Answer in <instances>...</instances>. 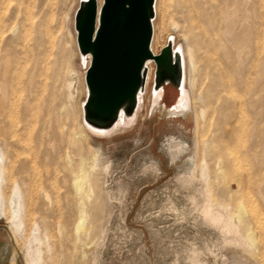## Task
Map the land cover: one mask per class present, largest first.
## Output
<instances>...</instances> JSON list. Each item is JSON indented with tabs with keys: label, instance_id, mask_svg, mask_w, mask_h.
I'll return each mask as SVG.
<instances>
[{
	"label": "rangeland",
	"instance_id": "rangeland-1",
	"mask_svg": "<svg viewBox=\"0 0 264 264\" xmlns=\"http://www.w3.org/2000/svg\"><path fill=\"white\" fill-rule=\"evenodd\" d=\"M81 1L0 0V264H264V0H242L221 50L157 0L152 46L184 48L189 109L171 87L153 109V62L110 136L83 125Z\"/></svg>",
	"mask_w": 264,
	"mask_h": 264
},
{
	"label": "water",
	"instance_id": "water-1",
	"mask_svg": "<svg viewBox=\"0 0 264 264\" xmlns=\"http://www.w3.org/2000/svg\"><path fill=\"white\" fill-rule=\"evenodd\" d=\"M156 5L157 0L81 1L74 29L85 69L83 123L90 132L111 133L122 118L134 120L140 96L146 94L150 62L155 64L153 93H161L160 103L169 85L180 99L185 81L180 46L175 48L171 37L159 54L152 49Z\"/></svg>",
	"mask_w": 264,
	"mask_h": 264
},
{
	"label": "bare ground",
	"instance_id": "bare-ground-1",
	"mask_svg": "<svg viewBox=\"0 0 264 264\" xmlns=\"http://www.w3.org/2000/svg\"><path fill=\"white\" fill-rule=\"evenodd\" d=\"M102 2H103V0L102 1L98 0L99 5H101ZM230 2H231V0H223V2H222V0H181L180 2H178V8L180 9V11L183 14L184 27L186 28L187 32L190 35H192V37L195 39L197 44H200V43L202 44L203 43L205 45L210 46L211 48H213L215 50L219 49L218 46H221V45H219L220 37H227L228 36L230 31L233 30V27H235L234 26L235 25L234 20L236 19V17L239 18L238 13L242 12V9H244V8H242V4H243L242 0H235V2H234L236 6L237 5L239 6L242 3L240 5L241 7L240 6L239 7L238 6L237 7L236 6L229 7ZM243 6H244V4H243ZM240 18H239V20H240ZM237 36H239V35H237ZM243 40H241V41H243ZM230 41H231V39H230ZM224 42L225 41L223 39V43ZM236 42H237V40H236ZM223 43H222V45H224ZM237 44L241 45L240 43H237ZM241 46H243V45H241ZM154 47L152 46V49H153V52L155 53ZM175 48H176V45H175ZM237 49H238V47H237ZM179 50L181 51L182 56L184 58L185 81H184V85H183V89H182V95H181L180 99L178 100V102L176 103V105L171 108V110L176 112L178 115H183L184 112L186 113L188 111L189 106H190V93H189V90L186 87L187 78H186V55H185V50H184V48L182 46L179 47ZM219 50H221V49H219ZM210 51H212V50H210ZM229 52H228L229 55H231L232 54L231 51H229ZM210 54H211V52H210ZM210 54H209V56H210ZM221 56H225V58H226V54L225 53L222 54ZM230 57H228V58H230ZM213 58H214V56H213ZM215 58H216V56H215ZM215 58H214V60H215ZM237 58H238V56H237ZM88 62H89V59H87V63ZM148 66H149V77H148V83L147 84H149V82L151 80V77H152V72H153L152 71L153 69L151 67L152 66L151 62L148 64ZM221 71L223 73L224 70H221ZM152 94H153L152 104H153V109H154V107H155V105H157V103L161 104L160 100L162 99V97H161V93H153V88H152ZM86 96H87V91H86ZM144 96L145 95H141L140 96L139 108H138V111H137L133 121H129L128 122V121L124 120V118H122L121 121L119 122V124L114 129V131H112L111 133L97 132V131H92V132H94L95 134H100L101 136H105V135H110L112 133H117L118 131H121V130L125 129L127 126H129V124L131 122H135L136 121V118L138 117L140 108L144 104ZM161 105H163V104H161ZM82 112H83V104H82ZM83 125L90 132V128L87 127L85 124H83ZM78 182H77V184H78ZM78 187L81 188L82 184H78ZM80 188H77V190H80ZM1 201L2 200H1V195H0V205H1ZM78 205H79L78 206V213L80 214L79 227H80V229H81V227L83 229V226H85V223H87L86 221H87L88 216H89L88 215V211H87L88 209L86 208V204L84 202H82V201L79 202ZM89 217H91V216H89ZM93 217L94 216H92V218ZM92 223H95V221L92 222ZM78 230H79V228H78ZM38 260H39V258H38ZM33 264H39V262L38 261H34Z\"/></svg>",
	"mask_w": 264,
	"mask_h": 264
},
{
	"label": "flooded vegetation",
	"instance_id": "flooded-vegetation-1",
	"mask_svg": "<svg viewBox=\"0 0 264 264\" xmlns=\"http://www.w3.org/2000/svg\"><path fill=\"white\" fill-rule=\"evenodd\" d=\"M170 87L173 88V87L170 86V85L164 87V96L166 95V92H167L168 88H170ZM174 89H175V88H174ZM163 99H164V98H163ZM162 101H163V100H162Z\"/></svg>",
	"mask_w": 264,
	"mask_h": 264
}]
</instances>
